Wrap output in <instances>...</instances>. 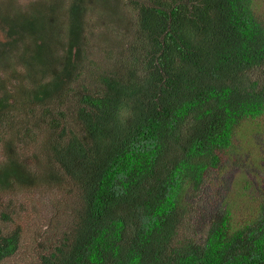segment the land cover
Listing matches in <instances>:
<instances>
[{
  "label": "trees",
  "instance_id": "16d2710c",
  "mask_svg": "<svg viewBox=\"0 0 264 264\" xmlns=\"http://www.w3.org/2000/svg\"><path fill=\"white\" fill-rule=\"evenodd\" d=\"M87 1H72L64 34L38 10L0 12V69L18 78L14 64L24 66L18 81L0 79V192L39 182L65 190L66 217L59 204L51 214L65 227L36 264H264V198L241 216L223 202L204 228L188 227V196L264 119L254 0H91L107 29L103 64L87 54ZM30 144L32 167L22 154ZM20 237L0 228V264Z\"/></svg>",
  "mask_w": 264,
  "mask_h": 264
},
{
  "label": "rangeland",
  "instance_id": "374dc122",
  "mask_svg": "<svg viewBox=\"0 0 264 264\" xmlns=\"http://www.w3.org/2000/svg\"><path fill=\"white\" fill-rule=\"evenodd\" d=\"M73 0H0V12L5 9L20 13L25 17L34 15V11L38 10L37 16L47 15L55 17L59 33L68 22L67 14ZM88 8L84 15V32L86 34L85 41L89 45L87 52L90 59L100 64L107 63L108 53L103 49L108 46L107 43H101L100 34L107 32L105 23L100 22L95 16L93 2L87 1ZM253 7L255 11L264 16V0H254ZM55 11L52 12V10ZM54 14L55 16H53ZM54 20V18H52ZM56 29V28H54ZM64 34V31H63ZM110 36V35H109ZM5 32L0 28V39L5 40ZM61 37V35H60ZM61 39H63L61 37ZM22 43L13 46V58L24 48ZM58 45V44H57ZM9 61V63L13 60ZM2 60V57H0ZM16 65L15 75L13 72L0 69V79L4 81H18L23 74L24 66L20 63ZM9 81V82H11ZM5 87L7 90H13L11 83ZM4 84V82H3ZM21 105V104H20ZM246 135L242 140L244 148L235 151L225 165L224 170L220 174H214L209 177L201 192L197 196H188L192 207L196 208L195 215L189 222V229L200 230L206 226L205 215L213 211L215 208L226 202L233 208V213L238 216L249 214L258 208L259 202L264 198V119L250 122L243 131ZM238 148V147H237ZM37 149V145L30 144L25 146L23 156L27 159L30 166L29 156ZM241 152V153H239ZM4 158L3 149L0 146V160ZM36 169V168H35ZM36 172L42 174V168H37ZM249 185L245 187V185ZM61 196H65V190L55 182L44 184L43 182L24 188L16 187L15 190H4L0 192V228L6 233L16 227L21 229L20 247L18 251L3 260L1 264H36L37 249L38 251L49 249L52 240L57 237L58 231L65 227L63 219L56 222L51 221V214L56 210L59 204L62 210V217L65 218V207L60 202ZM2 213L8 215V219L1 216ZM67 213V211H66ZM57 224L58 230L53 231L49 228V223Z\"/></svg>",
  "mask_w": 264,
  "mask_h": 264
}]
</instances>
